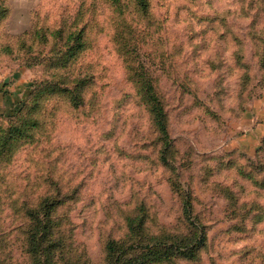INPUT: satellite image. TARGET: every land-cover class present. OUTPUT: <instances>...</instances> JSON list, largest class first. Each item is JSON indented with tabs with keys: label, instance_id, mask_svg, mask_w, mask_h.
Listing matches in <instances>:
<instances>
[{
	"label": "rangeland",
	"instance_id": "obj_1",
	"mask_svg": "<svg viewBox=\"0 0 264 264\" xmlns=\"http://www.w3.org/2000/svg\"><path fill=\"white\" fill-rule=\"evenodd\" d=\"M147 4L0 0V264H108L141 212L204 231L147 264H264V0Z\"/></svg>",
	"mask_w": 264,
	"mask_h": 264
},
{
	"label": "trees",
	"instance_id": "obj_2",
	"mask_svg": "<svg viewBox=\"0 0 264 264\" xmlns=\"http://www.w3.org/2000/svg\"><path fill=\"white\" fill-rule=\"evenodd\" d=\"M118 2L119 0H111ZM137 5L145 10L147 8V0H135ZM80 33L73 35L75 42L78 41ZM76 48V47H75ZM74 51V50H71ZM73 53V52H72ZM146 93L143 98L149 106V111L153 116L161 137L164 138V148L170 146V141L167 138L168 132L166 128L165 113L162 103L158 99L151 88H146ZM17 129V128H15ZM164 152V150L162 151ZM164 157V156H163ZM183 212L187 219L191 217L190 196L185 193L183 198ZM128 231L130 235H135L138 240L130 244L111 239L106 243V258L108 264H147L163 262L172 259L175 256L193 258L197 248H199L204 240V231L199 226L190 221L191 226H196L191 231L182 235H171L162 233L160 235L151 234L143 236V225L145 223V215L143 212L128 218ZM136 250V253L130 254V251Z\"/></svg>",
	"mask_w": 264,
	"mask_h": 264
}]
</instances>
